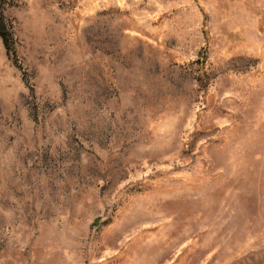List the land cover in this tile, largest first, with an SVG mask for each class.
<instances>
[{
  "label": "rangeland",
  "instance_id": "rangeland-1",
  "mask_svg": "<svg viewBox=\"0 0 264 264\" xmlns=\"http://www.w3.org/2000/svg\"><path fill=\"white\" fill-rule=\"evenodd\" d=\"M0 18V264H264V0Z\"/></svg>",
  "mask_w": 264,
  "mask_h": 264
},
{
  "label": "trees",
  "instance_id": "trees-1",
  "mask_svg": "<svg viewBox=\"0 0 264 264\" xmlns=\"http://www.w3.org/2000/svg\"><path fill=\"white\" fill-rule=\"evenodd\" d=\"M0 37L2 38L4 45L7 49H12V41L10 39V34L7 30L6 24L2 18H0Z\"/></svg>",
  "mask_w": 264,
  "mask_h": 264
}]
</instances>
